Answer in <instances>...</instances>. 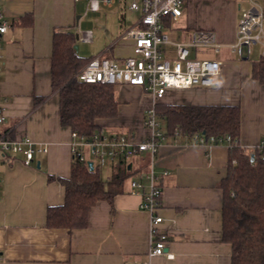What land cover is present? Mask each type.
Segmentation results:
<instances>
[{"label":"crops","instance_id":"crops-1","mask_svg":"<svg viewBox=\"0 0 264 264\" xmlns=\"http://www.w3.org/2000/svg\"><path fill=\"white\" fill-rule=\"evenodd\" d=\"M85 1L1 0L10 26L0 40L4 55L0 104L6 124L12 136L29 138L47 146L48 152L37 156L31 166L23 163L22 156L0 163V264H232V246L222 240L223 191L219 186L228 174L227 143L202 146L189 137H166L155 156L141 153L127 159L131 182L144 185L140 193L131 192L128 180L113 205L96 203L85 228L48 227L49 207L65 201L59 178H70L74 163L72 131L61 124L59 96L52 88L53 36L56 31L72 32L81 26L92 12ZM253 1L264 11V0H187L180 20H164L166 33L182 25L178 40L186 39L193 28L213 30L222 44L219 54L225 50L228 54L223 59L213 58L225 63L214 87L170 90L160 101L238 105L240 144L250 153L264 147V85L253 78V62L262 57V48L258 57L251 58V54L239 60L231 46L242 8L250 9ZM118 3L115 0L110 7L101 4L100 9H113ZM121 37L107 51L113 60L133 54V43ZM215 55L191 53L193 58ZM116 97L121 103L118 118L101 123L132 134L137 141L144 140L148 131L143 120L152 106L151 97L131 86H116ZM111 170L112 166L103 168L104 179L110 177ZM151 170L160 178L163 190L161 228L169 235L167 252L173 259L149 256L151 220L141 203L149 190Z\"/></svg>","mask_w":264,"mask_h":264},{"label":"built area","instance_id":"built-area-1","mask_svg":"<svg viewBox=\"0 0 264 264\" xmlns=\"http://www.w3.org/2000/svg\"><path fill=\"white\" fill-rule=\"evenodd\" d=\"M187 0H131L129 9L141 14L139 21L122 34V40L133 43V54L122 59H103V55L92 58L77 74L80 82L113 86H131L141 88L152 99V106L145 112L144 127L148 135L137 141L132 134L115 132L110 135L95 134L90 140L73 132V155L88 166L92 161L102 168H108L120 158L129 159L141 153L155 156L161 143L165 140L156 105L170 90H185L195 87L210 88L222 73L224 61L212 58H193V51L212 50L219 54L222 45L217 43L214 31L195 30L184 40H172L165 32L164 20L170 18L178 21L184 14ZM115 0H88V10L98 12L101 4L112 6ZM0 0V40L7 34L10 26ZM79 39L84 43L93 42L92 31H81ZM255 45H261L264 57V11L258 2L253 1L250 9L242 8V15L236 31V42L231 46L232 52L239 60L250 57ZM172 48L174 56L168 52ZM4 68V55L0 42V78ZM179 136V133H177ZM193 141L202 146L227 143L229 148L235 146L230 136L222 138L195 135ZM86 150L97 159H89L80 150ZM48 152V147L37 144L29 138L12 136V129L6 124L4 107L0 104V163L10 162L16 156L23 157V163L31 166L37 156ZM166 172L164 175H167ZM149 190L144 193L141 209L150 215L151 246L150 258L167 256L169 235L161 225L164 218L160 215L163 190L159 177L151 170L148 175ZM1 181V180H0ZM143 183L131 182V192L140 193Z\"/></svg>","mask_w":264,"mask_h":264},{"label":"trees","instance_id":"trees-1","mask_svg":"<svg viewBox=\"0 0 264 264\" xmlns=\"http://www.w3.org/2000/svg\"><path fill=\"white\" fill-rule=\"evenodd\" d=\"M77 44L78 37L71 31L54 33L52 88L59 96L62 126L90 140L95 134L106 135L101 122L118 118L121 103L116 86L77 79L79 71L94 58L81 57L75 50ZM253 78L264 85V57L253 62ZM156 110L164 122L165 137L177 133L191 140L197 134L207 139L230 136L235 142L230 148L228 174L219 184L223 191L222 240L232 246V264H264V147L250 153L241 146L240 107L160 102ZM129 166L126 158H120L106 180L101 165L96 164L91 171L74 156L70 178H59L65 188L64 204L49 207L48 227L85 228L96 203L108 201L113 205L114 198L124 192L131 176Z\"/></svg>","mask_w":264,"mask_h":264},{"label":"rangeland","instance_id":"rangeland-1","mask_svg":"<svg viewBox=\"0 0 264 264\" xmlns=\"http://www.w3.org/2000/svg\"><path fill=\"white\" fill-rule=\"evenodd\" d=\"M86 1L83 0V3ZM131 0H119V3L116 5L115 8H106L103 7L100 9L99 12H88L85 19H83L81 26L78 28H73L72 32L76 34L78 37V46H79V55L84 58H89L92 56H98L100 53H104L103 59H111L109 54L107 53L108 49L114 44L115 40L120 37L125 30L132 28L140 19L141 14L139 12L133 11L129 9ZM80 13V12H79ZM182 25H179L177 30L168 29L167 33L169 34L170 38L175 41H180L177 39L176 35H180L183 32ZM182 28V29H181ZM89 29L93 32V42L92 43H82L79 41L80 30ZM166 30V29H165ZM198 30V28H193L191 32ZM206 30V29H201ZM213 31V30H209ZM175 32V33H174ZM236 42V41H235ZM217 43L222 45L217 38ZM170 49V48H169ZM261 50V45H255L253 47V53L251 58L258 57L259 51ZM208 53L213 52L212 50H208ZM171 55H174L173 51L168 52ZM214 53V52H213ZM216 54V53H215ZM228 52H222V54H218L215 56H211V58H224L226 57ZM101 55V54H100ZM232 56V55H231ZM195 58V57H194ZM199 58V57H196ZM161 121V120H160ZM162 123V121H161ZM162 131H165L164 122L161 124ZM112 132H119L117 129L106 127L104 129V133L106 135L111 134ZM85 156L89 157L92 160L97 161L95 157L88 152L87 149L80 150ZM132 160L133 158H129ZM134 176V175H132ZM130 178L128 183H131Z\"/></svg>","mask_w":264,"mask_h":264},{"label":"water","instance_id":"water-1","mask_svg":"<svg viewBox=\"0 0 264 264\" xmlns=\"http://www.w3.org/2000/svg\"><path fill=\"white\" fill-rule=\"evenodd\" d=\"M75 50H76V52H79V46L78 45H76L75 46ZM254 156L252 155V158H253ZM88 168L91 170V171H94V163L92 162V161H89L88 162Z\"/></svg>","mask_w":264,"mask_h":264}]
</instances>
